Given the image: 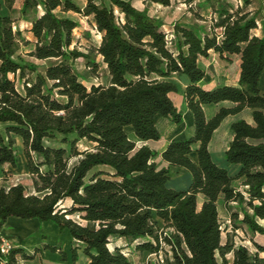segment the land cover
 I'll return each instance as SVG.
<instances>
[{"label":"trees","instance_id":"1","mask_svg":"<svg viewBox=\"0 0 264 264\" xmlns=\"http://www.w3.org/2000/svg\"><path fill=\"white\" fill-rule=\"evenodd\" d=\"M4 1L13 9L15 0ZM21 14L33 16V40L0 13V169L18 168L21 138L36 194L23 184L0 188V237L10 218L37 219L71 234L73 264L80 251L89 264H131L123 247L110 248L119 240L131 253L160 256L170 248L151 264H264L263 246L255 253L236 246L220 222V206L230 212L236 205L231 219L264 237V36L253 35L259 11L221 0L210 31L175 24L172 38L160 18L127 0H24ZM72 15L92 20L102 36L98 47L78 46L82 25ZM212 54L239 59L236 86H202L200 60ZM98 57L108 80L89 87L84 82L99 71ZM80 60L89 73H79ZM176 79L195 132L171 142L162 159L191 174L184 191L169 187L170 168L159 166L150 146L163 140L159 118L185 121L171 98L181 92ZM225 103L231 106L207 116L206 107ZM245 110L253 122L232 124L225 153L238 169L232 176L213 161L210 144L227 118ZM2 260L29 264L32 257L17 248Z\"/></svg>","mask_w":264,"mask_h":264},{"label":"rangeland","instance_id":"2","mask_svg":"<svg viewBox=\"0 0 264 264\" xmlns=\"http://www.w3.org/2000/svg\"><path fill=\"white\" fill-rule=\"evenodd\" d=\"M131 1L132 4L140 9H148L149 12L157 18H160L166 25L164 30L169 33L172 38V27L175 24L191 26L196 28L206 27L210 31L213 20L216 19L214 14L215 9L219 5L221 0H169V5H164L161 0H127ZM236 7L244 8L247 12L252 14L259 11L258 14V29L253 32V35L262 37L264 36V0H229ZM248 1V2H247ZM24 0H15L13 9H9L4 0H0V13L3 16L12 17L15 21L14 30H22L24 36L28 39L33 40L30 29L33 16H30V20L22 17L21 9ZM74 18L81 21V28L75 31V36L77 37L79 44L78 46L83 51H88L98 45L101 42L102 36L98 32L95 24L91 19L72 15ZM30 47H23V53H28ZM98 62L101 64L99 71L96 74H91L89 79L84 82L85 85L91 86L100 85L106 83L108 80V74L106 71V66L103 64L101 57H98ZM202 69L207 72V77L203 82V87L212 88L220 87L225 85H235L238 82L240 73V61L237 57H232L231 61H222L216 54H212L210 59L202 60L200 63ZM77 69L79 73H89V69L85 62L82 60L77 62ZM176 82L181 87V92L184 91V87L181 82L176 79ZM264 89V87H263ZM177 108L184 114L185 124L181 127H176L171 122L158 119V127L161 133L164 135L163 141L157 144V149L161 150L162 147L168 142L172 135L178 134H188L189 128L187 126L186 111L183 107L181 95H173ZM225 106H229L226 104ZM213 109L208 110L210 115ZM212 118V117H211ZM239 119H245L252 123V111L245 110L243 113L229 118L221 129L215 134L211 144L210 152L212 154L213 161L221 168H226L230 171L232 176H235L238 169L232 167L228 164L225 153L229 148L231 141L233 140V133L231 130V124ZM5 127L0 126V130L4 132ZM191 135H189V138ZM16 138V147L19 157V166L17 169L12 168L7 165L0 169V188L6 187L7 189L16 186L18 184H23L27 187L28 193L36 194L33 183L32 175L30 174L28 161L25 156V146L21 138ZM53 145V144H51ZM58 146V145H54ZM81 149H85L84 145L80 146ZM190 179V181L188 180ZM171 187H176V191H184L190 188L192 184L191 174L185 170V174L174 175L171 174V180L169 181ZM235 186L241 188L240 183L236 182ZM70 205L67 202L63 207H68ZM234 205V209L230 212L221 205L220 206V222L224 231V238L230 235L229 239L236 246H246L250 249L252 253L258 251V246L264 247V237L260 234H255L248 230V228L242 224L240 221H233L231 219V213L239 212ZM74 221L82 223L81 218L78 215L71 216ZM242 220V216H240ZM261 225L264 226V221H261ZM164 228V225H162ZM5 233L9 237L16 240L19 248L24 249L26 253L32 257L29 264H73L71 251L74 247H77L71 234L67 231H61L60 228L53 222H40L37 219L34 220H23L20 218H10L8 220L7 226L5 228ZM119 246L124 248V252L128 255L131 260V264H151L162 262L166 255H171L168 253L170 248L165 246L166 251H164L160 256H152L148 253H131L128 248H125L126 243L124 240L114 241L110 248ZM53 248H58L57 252L53 251ZM63 253L68 255V261H63ZM80 262L79 264H86L88 259L83 254V251L79 252ZM232 256H230L231 258Z\"/></svg>","mask_w":264,"mask_h":264},{"label":"crops","instance_id":"3","mask_svg":"<svg viewBox=\"0 0 264 264\" xmlns=\"http://www.w3.org/2000/svg\"><path fill=\"white\" fill-rule=\"evenodd\" d=\"M212 56V55H211ZM202 60H205V59H201L200 60V63H201V61ZM205 81V80H204ZM237 85V83L235 84V85H230V86H236ZM202 86H203V83H202ZM205 89H207V90H213V89H215V88H218V87H212V88H206V87H204ZM183 93H184V91L183 92H180V94H172L171 95V98H172V96L173 95H176V96H180L181 95V99H182V103H183V107L185 108V111H186V119H187V126H188V128H189V133L188 134H180L181 133V131L180 132H178V134H176V135H172L171 136V138H170V140L168 141V142H166L165 143V145L162 147V149L161 150H158L157 149V144H159L160 142H158V143H151L150 144V146L152 147V148H154L155 150H157L158 151V153H159V156L155 159V161L159 164V166L160 167H169L166 163H164V161H163V159H162V154H163V152L166 150V148H167V146L171 143V142H173V141H183V140H187L188 138H189V135H191V136H193L194 135V132H195V129H194V118H193V116H192V114H191V112L190 111H188L187 109H186V104H185V100H184V97H183ZM226 104H228L229 106H225ZM231 106V104H229V103H225V104H221V105H217V106H208V107H206L205 108V111H206V114H207V116L209 117V118H211V117H213V116H215L218 112H219V110L222 108V107H230ZM177 107V106H176ZM212 108H214L213 109V112L209 115L208 114V110L209 109H212ZM179 110V109H178ZM180 111V110H179ZM232 117H234V116H232ZM232 117H229V118H232ZM185 118V117H184ZM229 118H227L225 121H224V123L229 119ZM163 120H167V119H163ZM185 120V119H184ZM168 122H170L169 120H167ZM235 122V121H234ZM233 122V123H234ZM232 123V124H233ZM185 124V121H184V123L182 124V125H180V126H176V127H181V126H183ZM232 124H231V126H232ZM223 126V125H222ZM221 129V127L216 131V133L219 131ZM215 133V134H216ZM214 137H215V135H214ZM165 137H164V135H163V139H164ZM163 141V140H162ZM194 159H196V156L194 155ZM170 168V171H171V173H170V180H171V174L172 173H174V175H180V174H185V169H181V168H177V167H169ZM189 181H190V179H188ZM170 184V183H169ZM169 187L171 188V189H173V190H177V188L176 187H171L170 185H169ZM4 233H8V232H6V231H4ZM125 243H126V241H125ZM86 264H89V260H88V262L86 263Z\"/></svg>","mask_w":264,"mask_h":264},{"label":"built area","instance_id":"4","mask_svg":"<svg viewBox=\"0 0 264 264\" xmlns=\"http://www.w3.org/2000/svg\"><path fill=\"white\" fill-rule=\"evenodd\" d=\"M19 248L15 239L9 237L6 234H2L0 237V261L1 264H6L2 260V257L8 256L13 250ZM128 256V255H127Z\"/></svg>","mask_w":264,"mask_h":264}]
</instances>
